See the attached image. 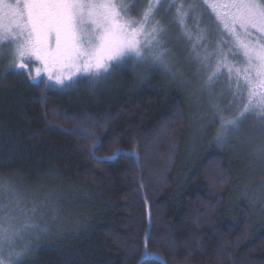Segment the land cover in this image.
<instances>
[{
  "label": "trees",
  "instance_id": "trees-1",
  "mask_svg": "<svg viewBox=\"0 0 264 264\" xmlns=\"http://www.w3.org/2000/svg\"><path fill=\"white\" fill-rule=\"evenodd\" d=\"M9 63L0 185L17 186L44 229L25 264H264L261 115L216 143L208 93L163 70L139 80L146 67L130 63L61 88L6 75ZM116 149L137 155L97 159ZM148 231L149 250L133 247Z\"/></svg>",
  "mask_w": 264,
  "mask_h": 264
},
{
  "label": "snow or ice",
  "instance_id": "snow-or-ice-1",
  "mask_svg": "<svg viewBox=\"0 0 264 264\" xmlns=\"http://www.w3.org/2000/svg\"><path fill=\"white\" fill-rule=\"evenodd\" d=\"M203 3L219 22V40L210 54L205 51L201 56L195 52L202 47L199 44L193 51L201 71L206 73L202 90L213 101L212 108L217 113L214 120L221 122L215 142L225 143L228 134L238 130L246 113L259 111L264 119V0ZM136 7L128 0H0V57L10 61L5 74L23 75L29 82L39 79L46 87L54 82L53 86L69 88L80 78L97 80L110 76L112 69L126 63L138 69L147 66L137 72L139 80L148 79L153 70L169 72L176 59L168 47L172 43L170 30L186 28L188 12L195 10L196 5L187 4L186 11L185 3L177 4L175 0H147L134 16ZM173 9L175 15L168 19ZM158 15L167 23L155 20ZM191 42L189 37L188 43ZM241 55L245 63L238 67L234 61ZM224 70L236 87L229 89L231 99H226L221 107L215 102L214 89ZM237 102L242 109L233 111L232 119L219 115L236 108ZM101 143L98 141L94 148ZM121 154L136 153L116 149L112 156L97 159ZM15 211L0 205V264H25L24 258L32 249L30 244L17 247L23 233L32 230L38 241L36 233L44 230L34 216L21 223ZM20 211L23 213V209ZM154 240L148 231L133 247L143 244L147 252ZM161 264L166 262L161 259Z\"/></svg>",
  "mask_w": 264,
  "mask_h": 264
},
{
  "label": "rangeland",
  "instance_id": "rangeland-1",
  "mask_svg": "<svg viewBox=\"0 0 264 264\" xmlns=\"http://www.w3.org/2000/svg\"><path fill=\"white\" fill-rule=\"evenodd\" d=\"M177 4L185 3V10L187 11V4H194L196 5L195 10L189 11L188 16L185 19L186 28L177 27L170 30V36L172 39V43L168 44L169 49L172 50V54L176 57L175 60L172 61L170 71L165 72L166 75L171 76L172 78L179 77L180 81L184 84L188 85L195 91V94H201L200 92H205L202 90V80L205 77L206 73L201 71L200 64L195 59L194 49L196 45H202L199 49H195V52H198L199 55L203 56L205 51L209 54L213 51L215 46V42L219 40V36L217 32L221 29L218 27V21L216 20L215 14L212 12L211 8L203 3V0H175ZM215 2V0H209V4ZM128 3H136L137 7L132 15H136L137 12H140L144 6H146L147 0H128ZM165 8L168 7L167 4L164 5ZM163 15V14H162ZM162 15L155 17V20H161L162 23L166 24L167 20L162 19ZM175 15V9L172 10V13L169 15L168 19H171ZM154 22V21H153ZM187 32V35L184 33ZM211 32V35L209 33ZM191 37L192 42L188 43V39ZM227 39V37H225ZM232 59V57H230ZM5 61L10 62L7 59H3L0 57V64L4 63ZM235 64L238 67L244 66V59L241 56L235 59ZM212 63H215V59L213 58ZM130 64V63H126ZM144 66L142 68H145ZM35 75V73L33 74ZM46 78V77H45ZM54 82H50L53 84ZM242 83V81H241ZM236 83L234 80L229 81L227 77V71L224 70L223 75L217 81L214 92L216 96V102L221 103V107L225 106L224 101L230 100L231 95L229 93V89H235ZM245 91L246 94V90ZM221 94H223V98H221ZM197 95V96H198ZM208 103L211 104V100H207ZM245 103L246 95H245ZM208 104V105H210ZM242 105L237 102V107L231 109L230 113L233 111H237L241 109ZM222 115L227 117V112H221ZM262 115L259 111L255 112L256 117ZM232 118H229V120ZM243 119L242 121H245ZM256 121L259 119L256 118ZM79 123V121H76ZM80 123H82L80 121ZM242 123V122H241ZM240 123V124H241ZM84 125V124H81ZM81 125H77L78 127ZM79 127V128H80ZM240 127V126H239ZM238 127V128H239ZM87 130L84 127H81ZM252 134L251 129L248 130V136ZM230 136V133L228 134ZM258 143V142H256ZM131 152H135L137 155L136 149L132 150ZM10 184H1L0 185V205L4 206L5 209H16L14 215L19 219L21 223H23L29 217H35V211L32 208H26L25 206L21 205V192L18 191L17 186H12ZM23 209V213L20 211ZM46 229L47 227L44 226ZM38 235V233H36ZM34 235L32 230L23 233V239L20 240L17 247H23L25 244H30L32 246V241L34 240Z\"/></svg>",
  "mask_w": 264,
  "mask_h": 264
}]
</instances>
